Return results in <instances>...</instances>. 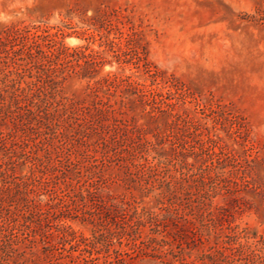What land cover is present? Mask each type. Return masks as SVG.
<instances>
[{"label": "rangeland", "instance_id": "1", "mask_svg": "<svg viewBox=\"0 0 264 264\" xmlns=\"http://www.w3.org/2000/svg\"><path fill=\"white\" fill-rule=\"evenodd\" d=\"M15 29L72 55L55 76L25 71L41 90L0 119V224L17 234L0 264H49L54 248L66 264H202L239 246L264 264V0H0V81ZM100 200L125 209L92 221Z\"/></svg>", "mask_w": 264, "mask_h": 264}, {"label": "trees", "instance_id": "2", "mask_svg": "<svg viewBox=\"0 0 264 264\" xmlns=\"http://www.w3.org/2000/svg\"><path fill=\"white\" fill-rule=\"evenodd\" d=\"M13 41L16 39H19L20 37H24V40L21 41L20 48L16 50H12V55L10 57V61L13 66V70H8L4 75L3 78L0 81V119L6 118L12 114L11 107H14L16 109V115L18 117L22 116L24 112L22 110H29V104L33 102V98L37 96V92L40 91L39 85L35 82H26V86H20V80L23 78L25 71H30L32 68H40L43 72H45L47 77H51L50 75L55 76L57 73V67L56 62L59 60V58L62 56L63 58H66L69 55H72L71 52H69L68 48L63 46L62 43L59 44V41L53 40L54 43H58L59 46L55 47L54 45H43V39L44 35L37 34L35 32H30L29 30H24L23 32L21 30H14L11 34ZM44 46V48H42ZM19 51L24 54L25 57H19ZM74 51V50H73ZM40 54V55H39ZM90 60H92L93 57H91V54L89 55ZM94 62V61H91ZM89 63V61H85L84 64ZM77 66H80V63H77ZM13 76V77H12ZM38 80V79H37ZM102 82H117V84H124L126 87L125 89H128L133 94H136L140 97L145 103L149 104L152 108H156L161 112H165L166 109H162L159 106V100L156 98V93L152 89L145 90L141 85H139L136 81L131 80L128 76L124 78H117V76H110L107 75L103 78ZM100 83V82H98ZM103 104V107H94L95 111H98L99 113H107L110 108L109 105L105 103ZM166 106H171V104L166 103ZM10 113V114H9ZM14 135H16V131H13ZM0 143H4V138L2 135H0ZM210 151L211 155H217V152L212 148H207ZM229 155H226L225 158H228ZM212 165V163H211ZM210 167H207L206 170H209ZM205 172V171H204ZM194 173L192 171H180V180L179 182H186L188 179L193 178ZM166 189L169 192L172 190V184L170 181L165 180ZM94 191H90L87 189V194L89 197V200L92 201V196ZM125 202L120 203H114L112 201H102L100 200L99 203L92 204L95 206L92 207L91 210L88 211V216L90 219L93 220H101L103 217H110L109 216L111 211H115V214L118 213V208L124 210L125 207H123ZM126 204V203H125ZM175 201H172L171 199H167V203L162 207V209L165 211L162 215H176L177 214V206L175 205ZM34 209L32 210L35 213H43L42 209L38 207L37 205H33ZM50 208V207H49ZM48 209H46L47 211ZM31 212V211H30ZM49 212V211H48ZM135 213V212H134ZM101 214L103 215L101 217ZM114 216V215H113ZM116 216V215H115ZM113 220V219H112ZM1 223L0 224V248L3 246H11L12 243L17 244L16 236L17 234L14 233V228L8 224V222ZM48 224L45 223V226ZM13 234L12 239H6L7 234ZM49 234H52L49 232ZM195 238L192 239L194 241ZM47 241L44 242V247L48 248ZM56 249L54 248L48 252L49 258V264H66L65 262L61 261V254L62 253H56ZM119 257L118 259L122 261V253L117 252ZM126 253V252H124ZM127 254V253H126ZM245 255V256H244ZM2 255H0L1 257ZM249 254L246 253V251L243 249L242 246L234 247L231 254H225L224 251L217 249L214 255L207 256L208 262L202 261V264H239L241 261L243 264H247L246 262L249 260ZM72 264H80V261H84V263H87L88 261H91L90 259H87L83 257L81 260L76 258L69 257ZM117 259V260H118ZM238 262V263H236Z\"/></svg>", "mask_w": 264, "mask_h": 264}]
</instances>
